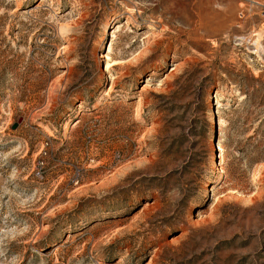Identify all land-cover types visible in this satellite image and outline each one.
<instances>
[{"label": "rangeland", "instance_id": "obj_1", "mask_svg": "<svg viewBox=\"0 0 264 264\" xmlns=\"http://www.w3.org/2000/svg\"><path fill=\"white\" fill-rule=\"evenodd\" d=\"M0 264H264V0H0Z\"/></svg>", "mask_w": 264, "mask_h": 264}, {"label": "trees", "instance_id": "obj_2", "mask_svg": "<svg viewBox=\"0 0 264 264\" xmlns=\"http://www.w3.org/2000/svg\"><path fill=\"white\" fill-rule=\"evenodd\" d=\"M181 93L182 95L180 94L175 95L176 99H179V101H185V100L186 101L182 102L183 103L182 106L179 107L174 103H173L174 105L172 104V107L169 109L170 112H173L178 109H180L181 112L179 115L168 121V123L170 125V129L179 130L184 128L185 127L184 125H186V123L190 120L189 124H193V125H191V129H189L188 135L189 134L194 135L193 133L195 132L196 129H198V126L201 124V121L197 115L202 111L203 108V105L201 103L204 100V88H202V90H197L193 82L186 79L184 85L182 86ZM189 97H192V100H189ZM193 126L195 128L194 130H193ZM188 135L186 134V132H184L179 136H174L172 138L171 143L167 145V148L164 150L165 153L170 154V152L176 149V153H180V155L185 154L184 156H186V152L183 150V148L185 145L190 143ZM195 145L198 146L199 144H195ZM191 160L192 161L189 163L188 166H191L193 165V163H197L200 161L194 157H192ZM199 163H201V161ZM188 168L186 171L189 174Z\"/></svg>", "mask_w": 264, "mask_h": 264}, {"label": "bare ground", "instance_id": "obj_3", "mask_svg": "<svg viewBox=\"0 0 264 264\" xmlns=\"http://www.w3.org/2000/svg\"><path fill=\"white\" fill-rule=\"evenodd\" d=\"M115 37H116V35H115ZM111 50H112V49H110L109 52H111ZM113 53H114V52H113ZM106 58L109 59L110 56H107ZM114 65H115V64H111L110 67H113ZM110 67H109V68H110ZM149 83H150V82H149ZM148 87H149L148 84H145L143 88H148ZM143 90H144V89H143ZM211 116H212V115H211ZM211 141H212V140H211ZM213 155H214V154H213ZM211 156H212V155H211ZM212 163H213V161H212ZM213 164H214V163H213Z\"/></svg>", "mask_w": 264, "mask_h": 264}, {"label": "crops", "instance_id": "obj_4", "mask_svg": "<svg viewBox=\"0 0 264 264\" xmlns=\"http://www.w3.org/2000/svg\"><path fill=\"white\" fill-rule=\"evenodd\" d=\"M251 1L259 2V0H251Z\"/></svg>", "mask_w": 264, "mask_h": 264}]
</instances>
